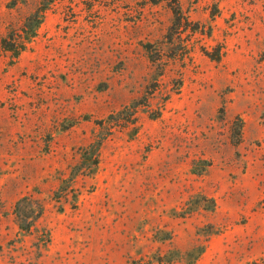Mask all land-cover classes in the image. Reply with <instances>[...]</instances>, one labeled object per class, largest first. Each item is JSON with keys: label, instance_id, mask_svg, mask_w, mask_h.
<instances>
[{"label": "rangeland", "instance_id": "obj_1", "mask_svg": "<svg viewBox=\"0 0 264 264\" xmlns=\"http://www.w3.org/2000/svg\"><path fill=\"white\" fill-rule=\"evenodd\" d=\"M0 264H264V0H0Z\"/></svg>", "mask_w": 264, "mask_h": 264}, {"label": "trees", "instance_id": "obj_2", "mask_svg": "<svg viewBox=\"0 0 264 264\" xmlns=\"http://www.w3.org/2000/svg\"><path fill=\"white\" fill-rule=\"evenodd\" d=\"M34 36H35V34L34 35H31V38H33ZM3 44H4L3 45L4 46V49L6 51H8V52H12L13 53V56L15 58H18L20 56V54L22 52H24V50L26 48L25 45H22L20 48H17V47H15V43H12V45H11V44L7 43L6 41H3ZM206 55L210 57L209 53H206ZM213 60H220V56L217 57V59H214L213 58ZM91 147H92V145H91ZM202 253H203V249L200 251V255Z\"/></svg>", "mask_w": 264, "mask_h": 264}]
</instances>
